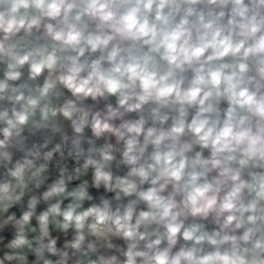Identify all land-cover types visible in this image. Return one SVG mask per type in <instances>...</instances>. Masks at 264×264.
<instances>
[{
    "label": "clouds",
    "instance_id": "clouds-1",
    "mask_svg": "<svg viewBox=\"0 0 264 264\" xmlns=\"http://www.w3.org/2000/svg\"><path fill=\"white\" fill-rule=\"evenodd\" d=\"M0 264H264V0H0Z\"/></svg>",
    "mask_w": 264,
    "mask_h": 264
}]
</instances>
